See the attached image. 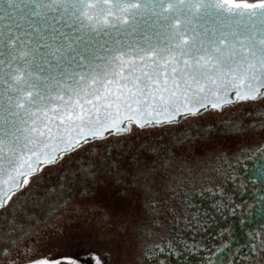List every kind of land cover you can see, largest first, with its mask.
Returning a JSON list of instances; mask_svg holds the SVG:
<instances>
[{
	"label": "snow or ice",
	"instance_id": "obj_1",
	"mask_svg": "<svg viewBox=\"0 0 264 264\" xmlns=\"http://www.w3.org/2000/svg\"><path fill=\"white\" fill-rule=\"evenodd\" d=\"M4 11L26 24L0 32V209L15 208L44 167L89 138L264 101V0H0ZM113 30H136L146 43L88 60L83 36ZM57 69L66 80L53 86ZM256 117L264 127V112ZM244 154L264 183V147ZM256 202L264 213V194ZM229 251L221 244L224 264ZM51 255L43 264L76 260Z\"/></svg>",
	"mask_w": 264,
	"mask_h": 264
},
{
	"label": "flooded vegetation",
	"instance_id": "obj_2",
	"mask_svg": "<svg viewBox=\"0 0 264 264\" xmlns=\"http://www.w3.org/2000/svg\"><path fill=\"white\" fill-rule=\"evenodd\" d=\"M257 112L240 101L81 144L0 209V264H224L221 244L231 264H264V183L244 154L264 147Z\"/></svg>",
	"mask_w": 264,
	"mask_h": 264
},
{
	"label": "water",
	"instance_id": "obj_3",
	"mask_svg": "<svg viewBox=\"0 0 264 264\" xmlns=\"http://www.w3.org/2000/svg\"><path fill=\"white\" fill-rule=\"evenodd\" d=\"M51 15H53V14H50V16ZM51 22L55 23V21H51ZM16 24L25 25L26 21L20 15L15 14V13H13L11 19H9V14L7 11H4L2 14H0V32H3L9 26H11L13 29H15ZM45 27H47L46 24H45ZM153 42H155V39H153ZM141 43H146V41L141 40L140 35L137 33L136 30H133V31H126V30L116 31V30H113V31L108 32V33H98L94 37L91 35L83 36L78 47L80 49L84 50L83 55L87 56L88 60L95 61L96 63H102V61L96 60V57L107 56L109 49H111L113 51H115L117 49H126L128 51H131L133 48L138 47L139 44H141ZM66 59H67V56H66ZM87 62H88L87 60L84 61V63H87ZM63 66L66 68L67 73H72L73 69L78 68V66L75 62L72 63L71 68H67L66 65H63ZM64 80H66V77L63 74H61L59 72V70L57 69L55 71V76H54V79L52 82L53 86H55V84L57 82H61ZM67 84H71V80H67ZM228 105H231V104H227L225 106H228ZM210 108H211L210 106L208 108H202V109H200V111L197 114H199L203 110L210 109ZM223 108L214 109V110L221 111ZM187 115H192V114H187ZM184 116H186V115L183 113L178 114L176 116V119L172 123L178 122L179 119L184 117ZM164 124H169V123H162V124H156V125H150V126H157V125L161 126ZM133 125H135V124H133ZM145 127H149V126H145ZM127 132L128 131L123 132L121 134H125ZM110 133H112L114 135H120V134H116V133L112 132L111 130H109L108 132L104 133L103 138L106 137ZM89 140H93V139L89 138ZM81 144H83V143H81Z\"/></svg>",
	"mask_w": 264,
	"mask_h": 264
}]
</instances>
